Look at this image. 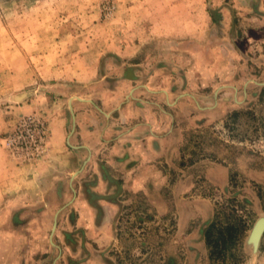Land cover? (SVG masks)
<instances>
[{
	"label": "rangeland",
	"instance_id": "rangeland-1",
	"mask_svg": "<svg viewBox=\"0 0 264 264\" xmlns=\"http://www.w3.org/2000/svg\"><path fill=\"white\" fill-rule=\"evenodd\" d=\"M260 217L264 0H0V264H264Z\"/></svg>",
	"mask_w": 264,
	"mask_h": 264
},
{
	"label": "trees",
	"instance_id": "trees-1",
	"mask_svg": "<svg viewBox=\"0 0 264 264\" xmlns=\"http://www.w3.org/2000/svg\"><path fill=\"white\" fill-rule=\"evenodd\" d=\"M213 227H214V225L211 224L207 228V230H206V238H207L208 244L212 247L213 252H216V250H218L220 247L221 248H225L224 246L227 244V241L229 239H231V238H234L233 237L234 226L233 225H227V227L225 228L226 229L225 233H224V231L220 230L218 232L217 236H214ZM226 232L229 233V235H226Z\"/></svg>",
	"mask_w": 264,
	"mask_h": 264
},
{
	"label": "water",
	"instance_id": "water-1",
	"mask_svg": "<svg viewBox=\"0 0 264 264\" xmlns=\"http://www.w3.org/2000/svg\"><path fill=\"white\" fill-rule=\"evenodd\" d=\"M263 232H264V217H260L256 221L250 233L249 241L253 243L254 245H256L259 242L260 237L262 236Z\"/></svg>",
	"mask_w": 264,
	"mask_h": 264
}]
</instances>
